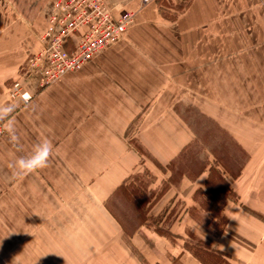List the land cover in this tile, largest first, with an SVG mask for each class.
Listing matches in <instances>:
<instances>
[{"label": "crops", "instance_id": "crops-1", "mask_svg": "<svg viewBox=\"0 0 264 264\" xmlns=\"http://www.w3.org/2000/svg\"><path fill=\"white\" fill-rule=\"evenodd\" d=\"M141 2L123 40L44 88L28 61L49 18L0 15V105L14 107L0 139V264H205L174 239L199 233L206 193L226 225L202 240L231 264H264V0H193L174 18ZM187 110L239 147V168H170L199 140ZM44 139L48 167L14 178L9 165Z\"/></svg>", "mask_w": 264, "mask_h": 264}, {"label": "built area", "instance_id": "built-area-1", "mask_svg": "<svg viewBox=\"0 0 264 264\" xmlns=\"http://www.w3.org/2000/svg\"><path fill=\"white\" fill-rule=\"evenodd\" d=\"M135 18L136 12L120 11L105 0H57L47 27L38 38L41 47L28 61L39 77V86L44 88L65 74L80 70L123 40ZM72 41L74 49L70 50L68 44ZM14 89L24 100L29 99L21 93L19 82ZM5 134L4 122L0 120V139Z\"/></svg>", "mask_w": 264, "mask_h": 264}, {"label": "rangeland", "instance_id": "rangeland-1", "mask_svg": "<svg viewBox=\"0 0 264 264\" xmlns=\"http://www.w3.org/2000/svg\"><path fill=\"white\" fill-rule=\"evenodd\" d=\"M56 1L57 0H0V15H7L6 17L8 18L6 11L11 8L16 12L15 15H20L24 18H27L28 21L32 22L33 25L40 24L42 26L52 14ZM105 1L108 5L116 7L120 11H134L130 8L134 0ZM192 1L193 0H150L148 3H155L159 6L163 15L174 18L184 12L192 3ZM142 3L147 4L144 0H142L141 4ZM186 116L192 122L194 127L198 129L199 140L190 149L189 155L192 157L183 163L182 161L174 162L172 165H170L171 169L176 170L178 168L179 172L180 170L184 169V173L188 172L191 176H193L196 173V170L207 164L219 165V163H231L232 165H235H233L235 169L239 168L240 164H242L244 160V155L242 152H240L239 147L235 145L234 142H232L224 132L219 130L211 121H202V119L196 115L194 110H187ZM204 149L206 150L207 154L210 153V157L209 154L208 156L204 154ZM197 154L201 156L198 157L196 156ZM180 176V174L175 173L173 179L179 180ZM134 178L136 179L135 181L137 185L141 186L142 189H146V187L150 183H153L155 179L152 172L143 164L139 168L138 172H136L134 175ZM150 192L151 198L157 196L158 191ZM207 195H209V193H206L205 196L202 194L198 195L201 206L200 210H197L196 213L197 217L199 218V224L201 225V227H199V233L195 235L189 232L190 234L188 233L186 238H183L182 240L174 239L175 242L183 243L184 245H188L189 247L199 250V246H202V244L200 245V240H202L200 236H205L206 233L210 235L212 233H216L217 231H222L225 228V221L218 211L219 206L209 204L208 200L206 199ZM209 196L211 197V195ZM147 198L149 199V197ZM123 208H125V213L127 211L128 214L130 213V215H133L129 206L125 204ZM203 209H209L210 211L215 212L218 211L219 220H213L212 216L209 214L206 215V212L204 213ZM134 213L137 215L136 212ZM203 241L204 243L208 244L205 239Z\"/></svg>", "mask_w": 264, "mask_h": 264}, {"label": "clouds", "instance_id": "clouds-1", "mask_svg": "<svg viewBox=\"0 0 264 264\" xmlns=\"http://www.w3.org/2000/svg\"><path fill=\"white\" fill-rule=\"evenodd\" d=\"M13 111L14 107L11 104L0 105V120L6 119ZM11 140L18 143V137L15 134L11 136ZM53 150L54 145L47 139L34 145L31 153L27 156L18 158L9 165V167L13 169V177L21 179L48 167Z\"/></svg>", "mask_w": 264, "mask_h": 264}, {"label": "trees", "instance_id": "trees-1", "mask_svg": "<svg viewBox=\"0 0 264 264\" xmlns=\"http://www.w3.org/2000/svg\"><path fill=\"white\" fill-rule=\"evenodd\" d=\"M199 250L189 247L193 251L194 255L202 259L205 264H231L225 257V255L219 251L212 249L208 244L200 240Z\"/></svg>", "mask_w": 264, "mask_h": 264}]
</instances>
